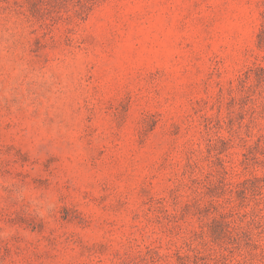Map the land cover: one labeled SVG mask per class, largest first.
<instances>
[{
  "label": "rangeland",
  "instance_id": "374dc122",
  "mask_svg": "<svg viewBox=\"0 0 264 264\" xmlns=\"http://www.w3.org/2000/svg\"><path fill=\"white\" fill-rule=\"evenodd\" d=\"M0 264H264V0H0Z\"/></svg>",
  "mask_w": 264,
  "mask_h": 264
}]
</instances>
